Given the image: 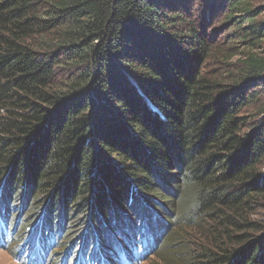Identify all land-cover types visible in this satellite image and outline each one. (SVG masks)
Returning <instances> with one entry per match:
<instances>
[{
	"label": "trees",
	"instance_id": "16d2710c",
	"mask_svg": "<svg viewBox=\"0 0 264 264\" xmlns=\"http://www.w3.org/2000/svg\"><path fill=\"white\" fill-rule=\"evenodd\" d=\"M216 1L238 60L176 0H0V211L36 196L40 234L84 216L91 263L264 264V5Z\"/></svg>",
	"mask_w": 264,
	"mask_h": 264
},
{
	"label": "rangeland",
	"instance_id": "374dc122",
	"mask_svg": "<svg viewBox=\"0 0 264 264\" xmlns=\"http://www.w3.org/2000/svg\"><path fill=\"white\" fill-rule=\"evenodd\" d=\"M253 2L256 5H264V0H253ZM219 3L220 2L216 0H176V5L179 7L176 12L185 20H193L197 29L206 33L209 39L208 43L211 44L212 42H217L219 43L217 46L220 48H231V50H228V53H233V60H238L242 55L248 53L252 49H249L246 43L239 42L238 39L231 36L234 35V33L230 30V26L225 23V9H222L221 12V7L217 8ZM214 5L215 9L213 8ZM262 16L264 19V14ZM170 33L171 35H183L185 39L191 35L190 29L183 25V22L182 24L179 23L176 28H172ZM261 42L264 45V38H262ZM254 52L264 54V46L262 48H255ZM211 54L214 56L217 53L215 50H212ZM214 65L215 67L217 66V64ZM35 198L36 196L32 197L29 194L23 195L21 192L14 193V201L12 202V207L9 209V212L8 210H5V212L2 213V227L9 228V231L12 230L16 217H19L20 220L13 234L15 242L9 239V232H6L5 236L0 234V264H52L53 262H56V264H78L76 262L79 259V254H81L80 264H85L86 260L89 261L90 257H88V252L91 254L94 251V247L90 245L92 242V235L88 233V236L91 239H89V243L87 245H85V240L80 242L82 236L85 234L86 225L83 222L84 216L81 217L78 213L77 215L74 214L72 218L62 219L59 223L51 224L50 228L46 227V230H42L40 242L47 240L51 236L54 237L53 242H51L49 248L45 249V253L42 255L36 245V238L40 232V226L36 223H38L37 220L40 218L41 214H43L41 212H44V205L38 206L39 204ZM59 207L60 205L56 204V208L59 209ZM59 210L58 213H56L57 211L54 212L56 214L54 220H57L58 215H61ZM252 217L264 224V208L257 209L252 214ZM68 226L69 231H66ZM97 227L98 226H93V229ZM114 230L116 231V234H112L115 235V237L110 235L109 239L107 238L108 240L113 241L115 238H119V233H117L118 229L116 228ZM60 231L62 233L59 235ZM187 231L192 237L186 234L185 236L190 240H195L197 237V230L192 227ZM134 235L135 233L133 234L131 231L125 235L126 240H129L132 243L130 250L135 249V246L140 243V240L137 241ZM93 237L95 240L96 235L93 234ZM101 238H104L106 241L104 236L101 235ZM161 246L162 244L158 250H156L157 248H152L150 250L147 248L144 250L146 253L142 258L138 257V248H136L137 256L134 261L130 263L129 259H123L122 264H162L161 261L157 263V254L159 252L156 254L154 252L161 251ZM107 248L109 253H107L106 257L104 256L106 260L104 264H110L108 258L115 261L116 257L120 255L119 252L115 251L113 244H108ZM36 249L42 259H40V257L33 259L34 251H36ZM112 252H115L114 257ZM98 254L94 253L93 261L95 264H97L100 257H103V254H99L98 258ZM18 255L21 258L26 256L24 257L26 263L22 262L18 258ZM31 258L33 260H31Z\"/></svg>",
	"mask_w": 264,
	"mask_h": 264
},
{
	"label": "clouds",
	"instance_id": "9594fccd",
	"mask_svg": "<svg viewBox=\"0 0 264 264\" xmlns=\"http://www.w3.org/2000/svg\"><path fill=\"white\" fill-rule=\"evenodd\" d=\"M3 213H4V212H3ZM141 253H142V257H143V256L145 255V253H146V252H144V251H141ZM97 256H98V255H97ZM78 257H79V259H78V261H77L76 263H79V262H80V260H81V258H80V257H81V255H79ZM78 257H77V258H78ZM88 257H90V258H89V260H91V256H88ZM93 257H94V255H93ZM93 257H92V261H93ZM103 257H104V256H103ZM104 258H105V257H104ZM109 262H110V261H109ZM123 264H125V263H123Z\"/></svg>",
	"mask_w": 264,
	"mask_h": 264
},
{
	"label": "bare ground",
	"instance_id": "6f19581e",
	"mask_svg": "<svg viewBox=\"0 0 264 264\" xmlns=\"http://www.w3.org/2000/svg\"><path fill=\"white\" fill-rule=\"evenodd\" d=\"M150 244V243H149ZM46 249H47V247H46Z\"/></svg>",
	"mask_w": 264,
	"mask_h": 264
}]
</instances>
